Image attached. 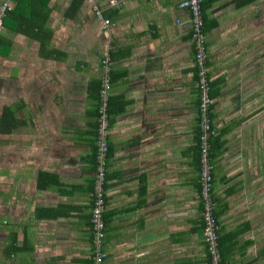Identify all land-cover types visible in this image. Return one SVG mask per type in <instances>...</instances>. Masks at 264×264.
Here are the masks:
<instances>
[{
    "label": "crops",
    "instance_id": "obj_1",
    "mask_svg": "<svg viewBox=\"0 0 264 264\" xmlns=\"http://www.w3.org/2000/svg\"><path fill=\"white\" fill-rule=\"evenodd\" d=\"M180 1L95 0L112 22L102 27L89 0H12L21 18L0 31V264H91L95 95L105 59L103 264H207L198 89ZM240 1L211 0L203 12L213 194L227 264H264V215L252 196L264 177V43L248 29L254 1Z\"/></svg>",
    "mask_w": 264,
    "mask_h": 264
},
{
    "label": "built area",
    "instance_id": "obj_2",
    "mask_svg": "<svg viewBox=\"0 0 264 264\" xmlns=\"http://www.w3.org/2000/svg\"><path fill=\"white\" fill-rule=\"evenodd\" d=\"M92 3V12L97 21L101 22L102 27L110 25V19L105 17L99 5L95 0H89ZM124 0H108L110 6L119 5ZM12 0H2L0 3V31L3 29V17L7 10L11 8ZM181 9H187L189 12V22L193 29L191 38L193 43V63L196 68L195 77L196 87L198 89L197 104V125L199 127V189L198 197L201 202V220H202V239L206 250L209 253L212 264H222L217 244L218 223L214 216L215 201L212 194V164L209 162L210 141L216 135L212 127V119L209 115L211 112L210 105L213 100L210 96V82L208 78V52L206 47V32L201 29L202 20L199 14V0H181L178 3ZM179 21V20H178ZM104 70L101 74V86L99 88L98 115H97V137H96V154H95V175L93 181L94 207L91 210L90 222L94 233L93 248L94 264H102L106 257L104 248V221L102 214L105 209L104 195L106 193V153H107V135L109 121L107 117V99L110 92V80L107 74V59L102 60Z\"/></svg>",
    "mask_w": 264,
    "mask_h": 264
},
{
    "label": "trees",
    "instance_id": "obj_3",
    "mask_svg": "<svg viewBox=\"0 0 264 264\" xmlns=\"http://www.w3.org/2000/svg\"><path fill=\"white\" fill-rule=\"evenodd\" d=\"M18 2L15 4V6L18 4V6L20 5L21 6V4L23 3V0H17ZM253 1H255V0H241L238 4H249V3H251V2H253ZM125 2V0L123 1V3ZM211 2V0H199V14H200V17H201V20H202V25H201V29L204 31V32H206V27H207V25H206V23H205V16L203 15L204 13V7H206L207 6V4H209ZM120 5H122V2L121 3H119V5H116V6H111V7H118V6H120ZM14 6V7H15ZM13 8V7H12ZM9 9V10H7L6 11V13H5V15H4V17H3V26H5L6 24H7V22L8 21H11V20H14L11 16H16L17 15V13H19L20 15L18 16V18L20 19L21 18V13H20V10H19V8H17V9H15V8H13V9ZM23 14V13H22ZM110 24H112V22L110 21ZM190 29H191V35H192V32H193V29H192V27L190 26ZM207 47V46H206ZM193 58H194V56H193ZM194 70H195V72H194V74H195V77L197 76V74H196V68H195V66H194ZM209 76V75H208ZM109 80H110V77H109ZM210 81V80H209ZM110 85H111V83H110ZM100 86H101V79H99V81H98V88H97V90H96V95H95V98H96V105H97V109H96V117H97V115H98V105H100L101 104V102L99 101V88H100ZM210 86V91H211V84L209 85ZM109 96H110V92H109V95H108V99H107V117H108V105H109ZM210 96L212 97V95H211V92H210ZM212 105V104H211ZM211 105H210V108H211ZM209 115H210V117H211V112L209 113ZM109 121V120H108ZM198 121V117H196V122ZM212 127L214 128V126H213V124H212ZM196 129H197V152H198V170H199V168H200V164H199V127H198V125L196 124ZM215 129V128H214ZM96 137H97V119H96ZM96 137H95V147H94V157H95V154H96V149H97V147H96ZM212 140H213V138H212ZM107 142V141H106ZM210 146H211V148H210V154H209V162L212 164V170H211V173H212V177H213V153H212V147H213V143H212V141H210ZM107 147H108V143H107ZM108 150H109V147H108V149H107V153H106V160L108 159L107 157H108ZM106 176V175H105ZM212 181H213V178H212ZM105 189H106V186H105ZM93 193H94V187H93V189H92V195H93ZM214 192H213V184H212V194H213ZM94 196V195H93ZM104 197V200H105V195L103 196ZM213 199H214V194H213ZM94 200H95V197L93 198L92 197V204H91V207H90V215H91V210H92V208L94 207ZM201 203V202H200ZM214 216H215V218H216V220H217V213H216V210H214ZM89 218H90V216H89ZM102 219H103V221H104V226H103V230H104V235H105V228H106V219H105V216H104V212H103V214H102ZM217 223H218V221H217ZM90 228H91V232H92V235H91V244H92V249H94L93 248V238H94V231H93V229H92V224H91V222H90ZM217 244H218V251H219V254H220V260H221V262H222V264H227V262H226V258H225V254H224V251H223V248H222V243H221V241H220V239H219V235H218V233H217ZM103 244H104V242H103ZM206 253H207V264H212L211 263V261H210V257H209V253L207 252V250H206ZM93 256H94V251H92V254H91V264H94V262H93ZM105 259V258H104ZM104 259H103V261H104ZM103 261H102V264H103Z\"/></svg>",
    "mask_w": 264,
    "mask_h": 264
},
{
    "label": "rangeland",
    "instance_id": "obj_4",
    "mask_svg": "<svg viewBox=\"0 0 264 264\" xmlns=\"http://www.w3.org/2000/svg\"><path fill=\"white\" fill-rule=\"evenodd\" d=\"M247 13L252 15L249 19L248 29L250 30L251 36L255 34V40L257 44L264 43V0H256L249 8H247ZM252 13V14H251ZM264 47L259 51L260 53L263 52ZM257 52V51H256ZM264 118L261 117L259 120V124L264 126ZM262 121V124H261ZM261 130H264V127H261ZM261 165L263 166L264 163L262 162ZM264 169V168H260ZM263 184V185H261ZM253 198L255 199V203L257 204L258 213H261V216L264 215V177L257 179V182L253 184ZM264 219L262 220V223ZM262 230L264 231V225H261ZM260 226V227H261Z\"/></svg>",
    "mask_w": 264,
    "mask_h": 264
},
{
    "label": "clouds",
    "instance_id": "obj_5",
    "mask_svg": "<svg viewBox=\"0 0 264 264\" xmlns=\"http://www.w3.org/2000/svg\"><path fill=\"white\" fill-rule=\"evenodd\" d=\"M208 78H209V76H208ZM209 80H210V78H209ZM210 82V81H209ZM107 182V181H106Z\"/></svg>",
    "mask_w": 264,
    "mask_h": 264
}]
</instances>
